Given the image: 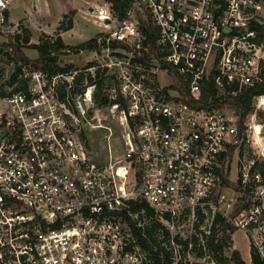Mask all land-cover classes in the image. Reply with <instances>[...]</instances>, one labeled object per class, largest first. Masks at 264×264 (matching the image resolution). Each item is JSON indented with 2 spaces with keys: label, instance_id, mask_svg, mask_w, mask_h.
Segmentation results:
<instances>
[{
  "label": "built area",
  "instance_id": "1",
  "mask_svg": "<svg viewBox=\"0 0 264 264\" xmlns=\"http://www.w3.org/2000/svg\"><path fill=\"white\" fill-rule=\"evenodd\" d=\"M13 1L0 0L1 36L21 33ZM84 1L117 23L97 39L102 59L55 74L29 64L22 87L0 90V264H148L126 216L152 222L132 212L140 200L169 225L204 216L211 226L220 214L264 262L263 175L242 159L231 179L228 152L244 132L235 110L203 100L209 82L222 100L260 81L251 25H264V0H122L123 20L111 0ZM100 108L125 145L103 163L88 133L114 135L96 120ZM258 110L251 131L264 160Z\"/></svg>",
  "mask_w": 264,
  "mask_h": 264
},
{
  "label": "rangeland",
  "instance_id": "2",
  "mask_svg": "<svg viewBox=\"0 0 264 264\" xmlns=\"http://www.w3.org/2000/svg\"><path fill=\"white\" fill-rule=\"evenodd\" d=\"M73 8L74 10H72ZM89 8L90 3L84 0H14L11 6V20L14 22V27L21 28L20 25H22L23 28L29 29L32 33L31 43L36 44L40 42L42 37L47 38V35L56 39L59 33L58 28L64 19V15L71 11H75V15L73 16V28L68 31L60 32L59 34L63 38L65 44L76 46L91 39L101 38L106 32L115 29L117 25L115 22L108 26L105 25L104 22L91 16ZM20 31H22V28ZM15 42L16 40L13 35H0V47L4 44H16ZM17 45L22 47V50L30 60L33 61L39 57L38 50L26 46L23 41L17 42ZM101 50L102 49H100L98 55H95L93 50H81L80 52L69 50L61 52L60 54H56L58 57L57 63H59L61 67L66 65L86 67L94 64L97 59H102L105 52ZM3 51L4 53H0V90L9 92L11 90V85L8 83L9 79L14 73L16 65L22 64H17L16 61L10 59L5 54V52L8 51L5 47ZM260 55L264 57V43H262ZM25 66L27 65H24V67ZM259 98L260 97L254 98L253 108L244 120L245 131L242 138L239 137L237 148L229 163L230 176L234 182L239 174V162L242 159H254L260 162L264 161L263 156H260L259 144H257L255 138L253 139V132L251 131V125L253 124L252 114L259 108L256 123L260 127V144L264 149V105L259 106V102L264 103V99L259 101ZM229 113L233 114L234 110L230 108ZM235 117L239 119L238 114L235 115ZM113 119L112 111L109 108H100L96 120H100L103 124L105 123L113 126L114 135L110 139H108L110 133L108 129H92L88 131L91 148L96 160L100 163L107 162L110 156L114 159H118L125 155V145L121 138L122 135L119 129L116 128L117 125L114 123ZM109 149H111V152ZM241 150H243L242 155H240ZM159 221L162 226L165 227L164 229L162 227L158 229L160 231V239L163 241L164 245L171 250L175 264H216L208 256L199 258L197 255L201 251L200 246L197 245V248H195L194 244H192L193 237L195 236L199 237L201 244L205 242V235L209 233L210 229L209 222L206 221V219L201 221V219L197 217L190 216L181 220L176 219L171 225L163 220ZM166 230L169 231V234H165ZM162 231L165 234L164 238H161ZM176 237L179 238V241L175 240ZM170 238L174 241L172 242ZM250 248L251 245L245 232L237 231L234 236L231 235L230 248L224 251L227 264L231 262V255L234 249L240 251L241 255L249 262ZM247 264H252V261Z\"/></svg>",
  "mask_w": 264,
  "mask_h": 264
},
{
  "label": "trees",
  "instance_id": "3",
  "mask_svg": "<svg viewBox=\"0 0 264 264\" xmlns=\"http://www.w3.org/2000/svg\"><path fill=\"white\" fill-rule=\"evenodd\" d=\"M112 6L119 16L120 20H123L126 17V7L128 3L123 2L122 0H111ZM75 15V11H71L68 14L64 15V19L59 25L58 31L64 32L71 30L74 26L73 24V16ZM22 28L21 33H16L13 37H15L16 44H4L0 47V53H4V47L8 50L5 54L12 60L16 61V63H21L22 65H16V69L14 73L11 75L9 79V85L16 86L15 88H20L23 85V82L18 81V77L23 71L24 65L32 64L36 68H42L50 71V73L55 74L59 72H67L71 71L74 68V65H66L61 67L58 62V57L56 54H60L61 52H66L69 50H75L76 52H80L81 50L94 51L100 50L101 47L98 45L97 39L88 40L80 45L70 46L65 44L63 38L58 33L57 38H51L49 35L46 37H42L39 43H31L32 33L29 29ZM251 30H254L257 33L255 41L258 45L264 43V25L259 24L254 21L251 25ZM46 38V39H45ZM23 41L26 46H29L33 49L38 50L39 57L36 60H30L27 55L22 50V47L17 45V42ZM20 45V44H19ZM18 81V82H17ZM18 83V85H16ZM99 86L102 87V81L99 82ZM3 88V87H1ZM227 91H231L236 89V86L233 85L228 87ZM184 94H187V89H183ZM1 94L5 95V91L1 90ZM205 94L203 97L204 101H208L210 95L213 97L212 103L219 107H229L236 111L239 116V132L240 135L245 130L244 120L251 112L253 108V101L256 97H262L264 99V63L261 65V79L256 82L254 85L245 87L241 91H239L236 95L223 97L222 100H219L216 97L217 91L215 90L214 84L209 82L206 85ZM101 91L98 95V101L102 104H107L109 102L106 98H101ZM260 105H264V103L260 102ZM236 146H230L228 156L231 159L235 153ZM243 150H241L240 155H242ZM258 169L264 178V162L257 161L254 167V170ZM142 210H145L147 217L152 218V222L150 224L138 226V221H133L127 214L128 221L131 224L132 230L135 236L138 238L140 246L144 251L148 253L149 263L148 264H175V260L171 250L164 245L163 241L160 239V231L159 227L165 228L162 226L159 218L156 217L155 212L148 206V204L140 200L138 202H134L132 205V212L138 213ZM165 218L168 219L166 216ZM143 217L140 216V220ZM199 219L203 221L205 220L204 216H201ZM209 233L205 235V242L201 244L199 237H193L192 244H194L195 248L197 245L200 246V252L198 253L199 258H204L208 256L213 262L216 264H227L226 257L224 255V251L227 248H230L231 244V235H233L236 231L231 229V226L227 221L220 215L217 214L213 220L211 226H209ZM162 235L169 234V231L166 230L165 234L162 231ZM169 238V235H168ZM176 241H179V238H175ZM204 251V252H203ZM252 256V264H264L261 257L256 254V252L251 249ZM199 264V263H195ZM228 264H247L242 257L241 253L234 249L231 255V262Z\"/></svg>",
  "mask_w": 264,
  "mask_h": 264
},
{
  "label": "crops",
  "instance_id": "4",
  "mask_svg": "<svg viewBox=\"0 0 264 264\" xmlns=\"http://www.w3.org/2000/svg\"><path fill=\"white\" fill-rule=\"evenodd\" d=\"M72 10H74V8H73ZM236 232H237V231H236ZM236 232H235V233H236ZM235 233H234V234H235ZM234 234H233V236H234ZM233 243H234V240H233ZM234 247H235V244H234ZM235 248H236V247H235ZM239 252H240V251H239ZM240 253H241V252H240ZM249 256H250V261H249V262H251V261H252L251 248H250ZM242 257H243V255H242ZM243 258H244V257H243ZM244 260H245L246 263H249L248 261H246L245 258H244Z\"/></svg>",
  "mask_w": 264,
  "mask_h": 264
}]
</instances>
